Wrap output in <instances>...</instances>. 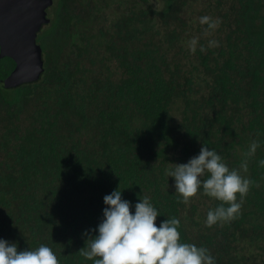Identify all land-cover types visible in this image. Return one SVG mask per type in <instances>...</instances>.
<instances>
[{
	"label": "trees",
	"instance_id": "trees-1",
	"mask_svg": "<svg viewBox=\"0 0 264 264\" xmlns=\"http://www.w3.org/2000/svg\"><path fill=\"white\" fill-rule=\"evenodd\" d=\"M47 10L39 79L3 87L14 63L0 58V239L94 264L79 251L119 187L133 214L149 197L157 226L178 218L181 242L216 264H264V0H53ZM203 16L219 28L206 34ZM253 140L241 174L259 186L237 219L206 227L221 202L202 188L180 202L166 169L203 145L239 169Z\"/></svg>",
	"mask_w": 264,
	"mask_h": 264
},
{
	"label": "clouds",
	"instance_id": "clouds-1",
	"mask_svg": "<svg viewBox=\"0 0 264 264\" xmlns=\"http://www.w3.org/2000/svg\"><path fill=\"white\" fill-rule=\"evenodd\" d=\"M199 22L208 26L206 34L221 24L219 18L210 16L200 17ZM197 45L198 38H192L188 42L190 52L195 53ZM208 46L218 47L219 42L210 40ZM200 51L205 52L206 48L201 45ZM258 147L259 142L253 140L237 169L230 168L221 155L203 145L197 156L187 163L173 164L166 169L165 175L174 178L175 192L186 205L197 197L201 188L204 195L221 202L207 212L206 227L231 222L241 214L245 198L255 184L241 172H248V162ZM258 163L264 167V159ZM103 199L107 206L103 209L104 218L98 228L92 230L98 234L89 236L86 246L79 251L85 259L94 264H216L207 248L181 242L178 218L163 220L157 226L160 213L149 197L135 204L134 214L131 202L122 198L119 187ZM0 264H60V261L47 245L18 251L16 243L0 239Z\"/></svg>",
	"mask_w": 264,
	"mask_h": 264
},
{
	"label": "water",
	"instance_id": "water-1",
	"mask_svg": "<svg viewBox=\"0 0 264 264\" xmlns=\"http://www.w3.org/2000/svg\"><path fill=\"white\" fill-rule=\"evenodd\" d=\"M52 4L53 0H0V58L9 57L14 63L3 87L39 79L43 58L37 34L49 22L47 9Z\"/></svg>",
	"mask_w": 264,
	"mask_h": 264
},
{
	"label": "rangeland",
	"instance_id": "rangeland-1",
	"mask_svg": "<svg viewBox=\"0 0 264 264\" xmlns=\"http://www.w3.org/2000/svg\"><path fill=\"white\" fill-rule=\"evenodd\" d=\"M158 2H156V4H157ZM47 11H49V10H47ZM51 11V10H50Z\"/></svg>",
	"mask_w": 264,
	"mask_h": 264
}]
</instances>
